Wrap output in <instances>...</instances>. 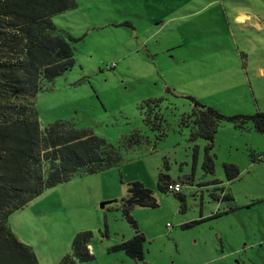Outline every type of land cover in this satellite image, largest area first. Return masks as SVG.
I'll return each mask as SVG.
<instances>
[{"label": "rangeland", "instance_id": "1", "mask_svg": "<svg viewBox=\"0 0 264 264\" xmlns=\"http://www.w3.org/2000/svg\"><path fill=\"white\" fill-rule=\"evenodd\" d=\"M73 1L52 22L77 39L74 65L32 102L41 128L68 121L121 161L45 190L9 217L12 233L38 264H59L82 232L91 233L93 257L76 264H264L263 137L223 120L212 148L190 140L191 99L224 117L264 113V0ZM157 111L162 139L143 122ZM134 132L142 139L131 147ZM225 164L237 168L235 179ZM159 174L179 195L157 189ZM136 181L157 202L130 212L145 237L139 262L112 250L134 236L120 201Z\"/></svg>", "mask_w": 264, "mask_h": 264}, {"label": "trees", "instance_id": "2", "mask_svg": "<svg viewBox=\"0 0 264 264\" xmlns=\"http://www.w3.org/2000/svg\"><path fill=\"white\" fill-rule=\"evenodd\" d=\"M74 7L73 0H0V264H38L32 249L21 243L9 227L8 219L13 213L45 190L68 182L75 175L105 172L121 161L111 144L88 130L76 129L68 121H55L41 128L32 102L37 93L74 65L72 44L77 39L52 22L54 16ZM191 101L194 104L190 114L191 141L204 139L212 148L214 134L223 120L242 130L251 124L264 139V113L224 117ZM160 102L149 100L145 105L158 108ZM143 122L160 133L158 139L165 136L159 111L153 114L152 121L145 118ZM141 139L134 132L125 144L134 147ZM203 168L213 172V160L208 155ZM223 168L228 181L239 174L233 165L225 164ZM170 183L166 174H159L157 189L167 192ZM223 198L229 199V196ZM120 204L134 236L112 250L124 252L139 262L143 260L145 237L130 212L135 207L156 208L157 202L153 192L136 181L127 185L126 196ZM90 239V232L77 234L70 255L63 257L59 264L90 261L93 257L87 248Z\"/></svg>", "mask_w": 264, "mask_h": 264}, {"label": "built area", "instance_id": "3", "mask_svg": "<svg viewBox=\"0 0 264 264\" xmlns=\"http://www.w3.org/2000/svg\"><path fill=\"white\" fill-rule=\"evenodd\" d=\"M181 190V186L179 184L171 183L167 186V192L179 194Z\"/></svg>", "mask_w": 264, "mask_h": 264}, {"label": "water", "instance_id": "4", "mask_svg": "<svg viewBox=\"0 0 264 264\" xmlns=\"http://www.w3.org/2000/svg\"><path fill=\"white\" fill-rule=\"evenodd\" d=\"M109 203H110V202H102V203L100 204L99 207L102 209V208H104L105 205H107V204H109Z\"/></svg>", "mask_w": 264, "mask_h": 264}, {"label": "crops", "instance_id": "5", "mask_svg": "<svg viewBox=\"0 0 264 264\" xmlns=\"http://www.w3.org/2000/svg\"><path fill=\"white\" fill-rule=\"evenodd\" d=\"M248 126H251V128H252V125H251V124H248V125L246 126V129L248 128ZM246 129H245V130H246ZM171 183H172V182H171ZM171 183H170V184H171ZM174 184H175V183H174Z\"/></svg>", "mask_w": 264, "mask_h": 264}]
</instances>
